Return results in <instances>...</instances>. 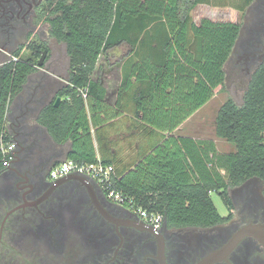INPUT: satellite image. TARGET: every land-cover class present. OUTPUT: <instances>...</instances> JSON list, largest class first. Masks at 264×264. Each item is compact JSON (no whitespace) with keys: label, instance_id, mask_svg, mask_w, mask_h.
I'll list each match as a JSON object with an SVG mask.
<instances>
[{"label":"trees","instance_id":"1","mask_svg":"<svg viewBox=\"0 0 264 264\" xmlns=\"http://www.w3.org/2000/svg\"><path fill=\"white\" fill-rule=\"evenodd\" d=\"M218 1L52 0L47 18L50 36L66 44L69 76L55 98H62L59 105L55 100L49 104L40 121L56 143L71 142L68 159L95 162L96 141L101 143L106 127L124 115L125 97L133 101L136 127L145 139L142 150L124 167L102 160L115 165L117 188L161 212L169 225L224 223L235 208L230 188L253 177L264 181V63L250 79L242 103L229 98L218 110L216 135L232 150L220 151L213 139L177 133L223 86L225 65L240 36L239 23L194 20L198 5ZM250 1L230 0L229 5L244 10ZM123 44L129 52L123 58L118 102L112 105L101 78L92 76L100 56ZM43 47V42H31L29 57H22L20 46L0 62V134L8 138L9 98L38 69ZM214 192L230 215H221Z\"/></svg>","mask_w":264,"mask_h":264},{"label":"flooded vegetation","instance_id":"2","mask_svg":"<svg viewBox=\"0 0 264 264\" xmlns=\"http://www.w3.org/2000/svg\"><path fill=\"white\" fill-rule=\"evenodd\" d=\"M51 1L0 0L1 53L12 57L20 46L32 53L28 49L32 39L45 43L42 26ZM238 10L248 27L243 38L240 25L234 49L242 47L238 63L251 79L264 63V0H251ZM36 142L31 140L21 153L17 147L15 161L0 176V257L9 258L3 263L204 264L219 254L211 264H264V181L260 178L231 188L235 208L224 223L182 227L169 225L164 218L161 227L154 228L97 185L76 177L54 182L53 163L37 151ZM247 226L258 228L224 252Z\"/></svg>","mask_w":264,"mask_h":264},{"label":"crops","instance_id":"3","mask_svg":"<svg viewBox=\"0 0 264 264\" xmlns=\"http://www.w3.org/2000/svg\"><path fill=\"white\" fill-rule=\"evenodd\" d=\"M124 62L125 59L122 60L119 77H114L108 73L102 78L107 89L106 100L112 105H116L118 102V89L122 81ZM36 66L38 67V65ZM68 76L69 65L66 75H62L54 69L47 70L38 67L29 74L27 82L21 90L9 98L6 112L10 136L17 142L18 152L25 151L31 144V140L36 139L37 151L46 159H50L53 163L52 166L68 159L67 152L71 147V142L68 141L61 145L56 143L40 119L45 108L54 100L56 101L55 98L62 84L68 83ZM92 78L98 79L93 76ZM123 104H125L126 109L124 115L106 127L101 143L96 141L98 158L113 161L119 167L127 166L133 162L139 151L142 150V144L145 141L136 127L138 119L134 118L133 101L125 97ZM2 171L3 169H0V176Z\"/></svg>","mask_w":264,"mask_h":264},{"label":"rangeland","instance_id":"4","mask_svg":"<svg viewBox=\"0 0 264 264\" xmlns=\"http://www.w3.org/2000/svg\"><path fill=\"white\" fill-rule=\"evenodd\" d=\"M230 0L218 1L217 4H200L192 12L193 18L197 23H200L204 18H210L215 21H233L239 23L244 27L246 18L236 7L229 5ZM247 26L243 28L241 37L247 36ZM46 31L43 39L47 45L48 53L46 55V64L44 69L57 70V72L66 75L68 70L69 58L66 52V44L51 37L49 34V23L42 26ZM32 43H39V40L32 39ZM30 42V43H31ZM17 47V45L15 46ZM14 47V48H15ZM44 48V47H43ZM42 48V50H43ZM242 47L235 48L229 60L225 65L226 78L223 86L215 91L214 97L207 102L201 109H199L193 116H191L184 124L177 130V133L189 135L201 139H213L216 141L220 151H230L233 145L216 135V116L222 104L229 98H233L238 104L243 101L244 92L249 84L250 75L246 74L242 66L238 63L239 55ZM129 46L123 44L112 49L109 54H102L97 62L93 77L104 78L105 75H113L119 77L121 73V66L123 58L128 54ZM31 55L30 51L23 50L22 57L27 58ZM8 54L0 52V61L10 58ZM230 188V193H231ZM214 203L222 216H227L228 208L217 193H212ZM43 245V244H42ZM0 256H2L0 254ZM9 260L0 257V264H5Z\"/></svg>","mask_w":264,"mask_h":264},{"label":"built area","instance_id":"5","mask_svg":"<svg viewBox=\"0 0 264 264\" xmlns=\"http://www.w3.org/2000/svg\"><path fill=\"white\" fill-rule=\"evenodd\" d=\"M17 60V58H14ZM85 95V93H84ZM10 136V135H9ZM17 142L8 134H0V168H8L16 159ZM70 174L81 175L85 179L103 189L108 197L120 204H125L137 211V213L154 228L161 227L164 215L161 212L150 211L139 204L134 197H130L121 189L116 187L118 178L114 164L105 163L98 158L95 162H77L67 159L54 165L50 170L51 179L56 182Z\"/></svg>","mask_w":264,"mask_h":264},{"label":"water","instance_id":"6","mask_svg":"<svg viewBox=\"0 0 264 264\" xmlns=\"http://www.w3.org/2000/svg\"><path fill=\"white\" fill-rule=\"evenodd\" d=\"M47 53H48V50L45 49V50L43 51V53H42L40 59H39L38 67H43V66H44ZM60 101H61V97L58 96L57 99H56V101H55V105L58 106L59 103H60ZM74 177H76V178H80V179L83 180L87 185H91V186H92V183L88 182V181L85 179V177H83V176H81V175H75V174H73V175H69V176H67V178H66V177H65V178H62V179L58 180L57 183H62V182H64V181H66L67 179L74 178ZM257 228H258V227H256V226H247V227H245L244 229H242V230L240 231V233L236 236L237 238L234 239L229 245L226 246L224 252H225V251H228L230 248H232V247L234 246V244H235V243H236V242H237L242 236H245V235H248V234H252V233L254 232V230L257 229ZM217 258H219V254H216V255H214V256H211L210 258H208V259L205 261L204 264H211L212 262H214L215 260H217ZM163 259H164V258H163V256H162V260H163Z\"/></svg>","mask_w":264,"mask_h":264}]
</instances>
